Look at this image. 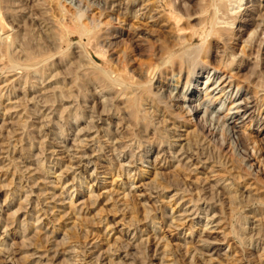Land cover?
<instances>
[{
  "label": "rangeland",
  "instance_id": "1",
  "mask_svg": "<svg viewBox=\"0 0 264 264\" xmlns=\"http://www.w3.org/2000/svg\"><path fill=\"white\" fill-rule=\"evenodd\" d=\"M146 1L127 9L128 0H0V14L15 28L14 37H0L6 46L0 47V264H264V0H243L231 36L213 35L206 44L196 35L192 57L201 47L209 51L182 73L163 64L162 47L190 38L196 16L179 31L168 7H160L165 0ZM224 1L231 12L232 0ZM175 3L193 13L201 0ZM44 7L57 18L69 8L110 14L112 20L103 19L110 37L100 41L113 45L106 58L114 60L108 63L76 32L47 37L39 14L28 18ZM213 8L228 16L214 6L212 15ZM122 31L140 40H121ZM90 58L106 67L109 81ZM199 73L198 86L209 75L232 77L227 91L243 101L244 118L233 130L217 117L230 106L226 98L202 103L210 104L207 123L230 147L228 154L199 132L181 99L195 84L188 77ZM112 79L118 83L103 96L101 81L111 85ZM253 95L256 107L246 103ZM75 138L96 148L82 164Z\"/></svg>",
  "mask_w": 264,
  "mask_h": 264
},
{
  "label": "bare ground",
  "instance_id": "2",
  "mask_svg": "<svg viewBox=\"0 0 264 264\" xmlns=\"http://www.w3.org/2000/svg\"><path fill=\"white\" fill-rule=\"evenodd\" d=\"M135 1L136 0H128V3H127V5H126V7H127V9H131L132 8V6H133V4L135 3ZM148 1V0H147ZM146 1V2H147ZM176 1V0H175ZM231 1V0H230ZM39 2V1H38ZM46 2V1H45ZM144 2V1H143ZM232 8H231V12L229 11V9H228V6H227V1L225 2L224 0H201V3H200V5H199V8H198V10H197V12H193V13H195V14H193V13H191L190 11H189V9H188V12L187 13H184L182 10L183 9H181V8H179L178 6H176V3L174 4V0H165V4H163V3H161V5H160V7L161 8H164L165 6H167L168 7V9H169V12H168V14L170 15V17L175 21V23L177 24L176 26H177V28L176 29H178L179 31H182V30H185L186 28H184L185 26H184V24L185 23H189L190 22V20H191V18L195 15L196 17H195V19L198 21V23H196L195 25L193 24V25H191L190 27H189V29H190V35H189V37L190 38H187V39H182L181 38V40H179L176 44H173V45H171L170 44V42H169V44H166L165 46L163 45V47H162V49H163V51H164V53L163 54H167L166 56H167V59L163 62V64H165V65H167L168 63H170V65H171V67L172 68H178L179 69V72L180 73H182V71H183V68L191 61V66L196 62V61H199L198 59H200V56H201V54H202V52L204 51V53H208V51H209V45H207L206 46V48H205V46H204V48H205V50H203V47H201V49H199V51H198V56H196V57H192V55H191V47H190V45L192 44V42L194 41V37H196V35H200L201 34V37H203L202 38V40H204V42L203 43H209L208 41H209V37L210 36H213V35H215V37L217 38V39H219V40H222L223 39V37L224 36H226V35H228V36H231V35H229V34H231V32H232V29L233 28H231V26L232 25H234L235 23H236V20H237V15L239 14L238 13V9H240L241 7H242V2H243V0H232ZM149 3V2H148ZM153 3V2H152ZM230 4H231V2H230ZM120 5V4H119ZM150 5V4H149ZM36 6V5H35ZM39 7L38 8H40V5H38ZM143 6V5H142ZM218 7V9L219 10H224L223 12L224 13H226L228 16L226 17V18H224V17H221V16H218L217 15V9L216 8H213V9H216V10H213V15L211 14V12H212V7ZM59 7V4L57 5V8ZM149 7V6H148ZM158 7V6H157ZM156 6H155V8H157ZM183 7V6H182ZM45 8V7H44ZM43 9V8H42ZM47 8H45V11H42V12H40V13H35L34 11V13H31L30 15H29V19H30V21L31 20H33V21H35V20H37L38 18H35V14H39V19L41 20V22H42V24L45 26V32H46V34H47V37H69V34L71 35V33L72 32H76V33H78V34H80V36L81 37H84L85 39H86V43L85 44H87V46H91V48H93V50L96 52V53H99L100 54V56H101V54L103 55V57H104V59H107L106 57H107V54H111V53H109V52H111V46H113L111 43H110V45L109 46H106V43H102L101 41H100V37L102 38L103 37V35H108L109 34V37H110V33H106V31H108V32H111L112 31V28H111V30L109 29V28H107L106 26L107 25H105L106 24V22L107 21H110V20H112L113 18H111V15L110 14H104V13H101V12H96L95 11V9H94V11L96 12V13H92V7H89L88 9H86V10H79V11H76V10H74V9H72V8H69V9H67L66 10V12L65 13H62V11L63 10H60V14L59 15H61V17L60 18H57L58 17V15L56 14L57 12H53V11H48V10H46ZM105 9H106V7H105ZM185 9V8H184ZM144 10V9H143ZM142 10V11H143ZM148 10V9H147ZM101 11V10H100ZM152 11V10H151ZM146 13V12H145ZM148 13V12H147ZM154 13V12H153ZM156 13V12H155ZM210 14L212 15V17H210ZM149 15V14H148ZM153 16V15H152ZM157 16V15H156ZM84 17H86L85 19L86 20H88V22H85L86 20L84 19L83 20V18ZM108 17V20L107 21H104L103 19L104 18H107ZM164 17V16H163ZM55 18H57V20H55ZM147 18V17H146ZM159 18H160V16H159ZM210 18H212L211 19V21H210ZM152 19V18H151ZM154 19V18H153ZM164 19H166V18H164ZM172 19H169L170 21L172 20ZM106 20V19H105ZM155 20V19H154ZM160 20V19H159ZM158 20V21H159ZM168 20V19H167ZM185 20V21H184ZM263 20H264V17H263ZM0 21H1V25H0V37H2L3 35H6L5 37V39L7 40V39H9L10 37H14V35H15V33H13V32H11V31H13L15 28H13V24H11V22L10 21H8L7 20V18L5 17V15H2V14H0ZM165 21V20H164ZM182 21H184L183 22V24H181L182 23ZM162 22H163V20H162ZM166 22V21H165ZM111 23V22H110ZM221 23H223V24H225V25H228V26H220V28H215V24H221ZM154 24V23H153ZM156 24V23H155ZM209 24H212V29H210V27H209ZM170 26V25H169ZM174 26V25H173ZM175 26V27H176ZM184 26V27H183ZM211 26V25H210ZM159 27H160V25H159ZM162 28V27H161ZM188 28V27H187ZM109 29V30H108ZM118 29V28H117ZM188 29V30H189ZM263 29H264V27H263ZM121 30H123V29H121ZM155 31H157V30H155ZM105 32V34H103ZM121 34H119L117 37H121V40H128V41H131V42H133V44L134 43H136L135 42V40H137L138 39V41L140 40V38H137V39H134L133 40V37H140V36H135V35H132V33H130V32H128V33H126V31L124 32V31H122V32H120ZM158 33V32H157ZM162 33V32H161ZM161 33H159L160 35H161ZM165 33V32H164ZM233 33V32H232ZM262 33H264L263 31H261V33H260V35L262 34ZM112 34V33H111ZM259 35V36H260ZM142 36V35H141ZM164 36V35H163ZM116 37V36H115ZM167 37V36H166ZM215 38V39H216ZM13 39V38H12ZM16 39V38H15ZM14 39V40H15ZM83 39V38H82ZM109 39V38H108ZM180 39V38H179ZM224 40H226V39H224ZM228 40V39H227ZM104 41V40H103ZM172 41V40H171ZM7 42V41H6ZM165 42V41H164ZM3 43V42H2ZM8 43H9V41H8ZM11 43V42H10ZM16 43V42H15ZM116 43V42H115ZM128 43H130V42H128ZM139 43V42H138ZM143 44V43H142ZM141 44V45H142ZM145 44V43H144ZM251 44V43H250ZM11 45V44H10ZM108 45V44H107ZM131 45V44H130ZM139 45V44H138ZM146 45H148V44H146ZM1 46H3V45H1ZM0 46V47H1ZM4 46H5V44H4ZM3 46V47H4ZM134 46V45H133ZM181 47V52H179V53H177L176 52V48L177 47ZM248 46V44H246L245 46H244V50L246 49L245 47H247ZM6 47V46H5ZM80 47V46H79ZM131 47V46H130ZM198 47V46H197ZM138 48V47H137ZM159 48V47H158ZM195 48V47H194ZM2 48H0V50H1ZM10 49V46L8 47V50ZM133 49V48H132ZM139 49V48H138ZM144 49L145 50H147L148 49V46H147V48L146 47H144ZM144 49H142V50H144ZM156 49V48H155ZM7 50V49H6ZM112 50H114V48L112 49ZM137 50V49H136ZM157 50V49H156ZM155 50V51H156ZM158 51H160L159 49H158ZM3 52V51H2ZM4 53V52H3ZM7 53H9V52H7ZM25 53V52H24ZM143 53V52H142ZM146 53H147V51H146ZM154 53V52H153ZM157 53H159V52H157ZM156 53V54H157ZM155 53H154V55H156ZM157 56V55H156ZM160 56V55H159ZM158 56V57H159ZM165 56V55H164ZM83 57V56H82ZM102 57V58H103ZM113 57V56H112ZM111 57V58H112ZM155 57V56H154ZM163 57V56H162ZM232 57V56H231ZM26 58V57H25ZM27 59V58H26ZM84 59V58H83ZM91 59V58H90ZM165 59V58H164ZM92 60V59H91ZM114 60V59H113ZM113 60H111V59H107V61H108V63L109 62H111V61H113ZM154 60V59H153ZM152 60V61H153ZM159 60V59H158ZM259 60V59H258ZM151 61V60H150ZM84 62V61H83ZM154 62H155V60H154ZM90 63V62H89ZM92 63L96 66V67H98L99 68V71L101 72V74H102V76H103V74H104V76H105V78L107 77L106 75H110L109 73H108V71L106 70V67L104 66V65H101V64H98V63H96V62H94L93 60H92ZM113 63V62H112ZM225 63V62H224ZM228 63H229V61H228ZM232 63V61H230V63L229 64H231ZM78 64V63H77ZM82 64V63H81ZM88 64V63H87ZM91 64V63H90ZM89 64V65H90ZM111 64V63H110ZM149 64V63H148ZM153 64H155V63H153ZM162 64V65H163ZM190 64V63H189ZM88 65V66H89ZM93 65V66H94ZM117 65V64H116ZM78 66V65H77ZM80 66H82V65H80ZM84 66H86V65H84ZM83 66V67H84ZM87 66V67H88ZM155 66V65H154ZM164 66V65H163ZM190 66V65H189ZM115 67H117V66H115ZM161 67V66H160ZM75 68H78V67H76L75 66ZM85 68V67H84ZM84 68H82V69H84ZM155 68V67H154ZM168 68V67H167ZM79 69H80V67H79ZM85 69H88V71H89V69L91 70V68H85ZM96 69V68H95ZM114 69V68H113ZM177 69V70H178ZM81 70V69H80ZM79 70V71H80ZM118 70V69H117ZM117 70H115L117 73H118V71ZM78 71V70H77ZM122 71H124V72H122V74H126L125 73V70H122ZM153 71V70H152ZM162 71V70H161ZM175 71V70H174ZM114 72V70L112 71V73ZM126 72H128V71H126ZM130 72V71H129ZM162 72H164V71H162ZM111 73V72H110ZM147 73H148V71H147ZM179 73V74H180ZM31 74V73H30ZM99 74V73H98ZM97 74V75H98ZM191 74V73H190ZM202 73H199V74H195V77H193V78H191V77H188V79H189V84H190V82H192L194 79H195V84H193V89L190 91L189 90V95H187V96H185V97H183V98H181V99H183L184 100V102H186V103H188L189 105H188V107H189V113L191 114V115H194L195 116V118H196V123H197V125L199 126V129H200V131L199 132H201L202 134H203V136L206 138V139H209V140H212L213 138H215V142H217L218 143V148H219V150H220V152H225L226 154H228L229 152H230V147L226 144V142H222V141H220L219 142V140H220V138L221 137H218L219 136V132H217L211 125H209L207 122V117H206V115H208V113H209V111H210V104L209 105H207V106H205V108L204 107H202V103H204L206 100H211L212 102H217L218 100H220V99H222V98H226L228 101H229V104H230V106L227 108V111L222 115V112H219L218 111V113H217V117L220 119V118H222V119H224L225 120V122H228V125L230 126V128L233 130V129H236V127L238 126V120H239V118H244V112H242V111H244L243 109H242V104H243V101H240L239 102V100H236V98H234V94H232L231 93V90H228L227 91V87H229V89L233 86V78L232 77H226L225 75H223V76H218V80H212V75L210 76H207L205 79H204V81H203V86H198V84H196V82H198V80L200 79V75H201ZM29 75V74H28ZM25 77H26V75H24ZM30 76V75H29ZM115 76V75H114ZM120 76H121V74H120ZM128 76V75H127ZM130 76H131V74H130ZM129 76V78H131ZM191 76V75H190ZM117 77V76H116ZM100 79H101V76L99 77ZM112 78V77H111ZM121 78V77H120ZM30 79V78H29ZM108 79V81H109V78L107 77L106 78V80ZM148 79V78H147ZM26 80V79H25ZM92 80V79H91ZM122 80V79H121ZM30 81V80H29ZM82 81V80H81ZM107 81V82H108ZM128 81H130V80H128ZM28 82V81H27ZM118 83V80H113L112 79V83H111V85L110 84H108V83H106L105 82V80L104 81H101V85L100 86H102L103 87V91L101 92L102 93V95L104 96V94L103 93H106V92H111L112 91V88H111V86H115L116 84ZM77 84V83H76ZM93 84H94V82H93ZM92 84V85H93ZM146 84H148V83H146ZM119 85H120V83H119ZM150 85H152V84H150ZM77 86V85H76ZM120 86H123V84H121ZM128 86V85H127ZM146 86V85H145ZM149 86V85H148ZM148 86H146V87H148ZM81 87V86H80ZM124 87H125V85H124ZM123 87V88H124ZM238 88H240V86H239V84H238V86H237ZM122 88V89H123ZM128 88H129V86H128ZM131 88V87H130ZM120 89V88H119ZM142 89V87L140 88V90ZM132 90V89H131ZM135 90V89H134ZM138 90V89H137ZM116 91V90H115ZM121 91H126V88L125 89H123V90H121ZM203 91V93H204V97H203V99L202 100H200L199 98H198V96H199V94H200V92H202ZM120 92V91H119ZM133 92V91H132ZM137 92H140V91H137ZM137 92H133V93H137ZM132 93V94H133ZM53 94V93H52ZM55 94V93H54ZM113 94V93H112ZM116 94V93H115ZM120 94L121 93H119V95L118 96H120ZM144 94V93H143ZM122 95H123V93H122ZM127 93H126V97H127ZM136 95V94H135ZM132 96L130 99H132L131 100V103L133 104V106H135L136 105V103H137V97L136 96ZM138 95V94H137ZM63 97H64V95H62ZM96 96V95H95ZM107 96V95H106ZM112 96V95H111ZM116 96V95H115ZM59 97V96H58ZM121 97V96H120ZM119 97V98H120ZM126 97H125V99H124V101L126 100ZM129 97V96H128ZM106 98V97H105ZM104 98V99H105ZM109 98V97H108ZM117 98V97H116ZM122 98V97H121ZM143 98H144V95H143ZM56 99V98H55ZM54 99V100H55ZM112 99H114V97L112 96ZM142 99V98H141ZM225 99V100H226ZM246 99V103H254V106L253 107H256L255 105H256V96H254L253 95V97H250V98H248V97H246L245 98ZM106 100H109V99H107L106 98ZM122 100H123V98H122ZM112 101V100H111ZM142 101H146V99L145 100H142ZM105 102H108V101H105ZM114 102V101H113ZM126 102V101H125ZM124 102V103H125ZM143 102V103H144ZM109 103V102H108ZM112 103V102H111ZM127 103V102H126ZM151 103V102H150ZM117 104V103H116ZM144 104H146V103H144ZM109 105V104H108ZM96 106V105H95ZM113 106H114V104H113ZM112 106V107H113ZM118 106V105H117ZM116 107V106H115ZM246 107H249L248 106V104H247V106ZM128 108V107H127ZM138 108V107H137ZM140 108V107H139ZM202 108H204L205 109V113L204 114H202V115H200V111H202ZM73 109V108H72ZM125 109V108H124ZM132 109V108H131ZM235 109V111L234 112H232V110H234ZM74 110V109H73ZM106 110V109H105ZM108 111H109V109H108ZM80 115V114H79ZM79 117V116H78ZM140 118V117H139ZM140 120H141V118H140ZM150 120H151V118H150ZM142 121H144L145 122V120L143 119ZM137 122V121H136ZM94 127H98L97 125H93ZM139 126V125H138ZM129 127V126H128ZM82 130V129H81ZM106 131V130H105ZM79 134H81V133H79ZM90 134V133H89ZM86 136H88L87 137V140H91L92 139V135L90 136V135H86ZM116 137V136H115ZM166 137V136H165ZM199 137V136H198ZM201 137V136H200ZM76 139V138H75ZM200 139V138H199ZM216 139H217V141H216ZM84 140H86V139H84V138H77L76 140H75V143H76V141L78 142V145L79 146H81L82 147V149L81 150H78V152H76V154H80L79 156L78 155H76V157H77V162L76 163H79V164H82L83 163V161L86 159V158H88V157H90L91 156V154H88V149H91L93 146V144H91V146L89 145V142L88 143H84ZM94 140V139H93ZM118 140V138L116 139V141ZM205 140V139H204ZM214 141V140H213ZM204 142V141H203ZM74 143V142H73ZM199 143V142H198ZM201 143V142H200ZM103 146H100L99 147V149H97V151L98 150H101V148H102ZM203 147H204V145H203ZM94 148V147H93ZM114 149H117L116 147L114 148ZM193 149V148H192ZM68 150V149H67ZM206 150V149H205ZM93 151L94 152H96V148H94L93 149ZM68 152V151H67ZM194 152V151H193ZM193 152H191V153H193ZM187 153V152H186ZM204 153V152H203ZM94 154V153H93ZM199 154V153H198ZM223 154V153H222ZM74 156H73V158H76L75 157V154H73ZM191 155V154H190ZM193 157H195V155L193 156ZM198 157V156H197ZM204 157H205V155H204ZM191 158V157H190ZM207 158V157H206ZM144 159V158H143ZM8 160V159H7ZM43 160V159H42ZM214 162V161H213ZM212 162V163H213ZM199 163V162H198ZM215 163H216V161H215ZM214 163V164H215ZM207 164V163H206ZM225 164V163H224ZM3 165V164H2ZM1 165V166H2ZM69 165V164H68ZM205 165V164H204ZM223 165V164H222ZM224 166V165H223ZM222 166V167H223ZM19 166H17V168H18ZM69 167H71V166H69ZM74 167V166H73ZM20 168V167H19ZM66 168H68V167H66ZM224 168V167H223ZM227 167H225V169H226ZM236 168V167H235ZM71 169V168H70ZM70 169H68V170H70ZM221 169V168H220ZM67 170V172H69ZM228 170V169H227ZM66 171V170H65ZM64 171V172H65ZM11 172V171H10ZM1 173V172H0ZM14 173V172H13ZM48 173V172H47ZM257 173V172H256ZM94 174V173H93ZM92 174V175H93ZM48 175V174H47ZM50 175V174H49ZM119 175V174H118ZM259 176V175H258ZM264 176V175H263ZM75 177H77V176H75ZM241 177V176H240ZM243 177V176H242ZM260 177H262V176H260ZM60 178H62V177H60ZM59 178V179H60ZM79 179V178H78ZM14 182V181H13ZM233 184V183H232ZM255 185V184H254ZM205 186V185H204ZM75 187V186H74ZM226 187V186H225ZM231 187V186H230ZM229 187V188H230ZM256 187V186H255ZM203 188V187H202ZM227 189V188H226ZM16 190V189H15ZM18 190V189H17ZM206 189H205V187L202 189V190H200V192L202 193V191H203V195H206V191H205ZM235 190V189H234ZM217 191V190H216ZM8 192V191H7ZM183 193H184V191H182ZM215 192V191H214ZM200 193V194H201ZM213 193V192H212ZM218 193V192H217ZM230 193V192H229ZM177 194V193H176ZM175 194V195H176ZM178 194H179V191H178ZM186 194V193H185ZM184 194V195H185ZM252 194V193H251ZM29 195V194H28ZM31 195V194H30ZM183 195V194H182ZM233 195V194H232ZM234 196V195H233ZM181 198V197H180ZM185 198V196H183L182 197V200ZM228 198H230V196L228 197ZM9 199V198H8ZM25 199H26V197H25ZM213 199V198H212ZM234 199H236V197H234ZM233 199V200H234ZM199 200V199H198ZM231 200V199H230ZM28 201V200H27ZM239 203V202H238ZM234 204H235V201H234ZM30 205V204H29ZM33 205V204H32ZM233 205V204H232ZM21 208H23L22 207V205H21ZM28 208V207H27ZM27 208H24V209H27ZM35 208H37V207H35ZM20 209V208H19ZM172 209V208H171ZM36 210V209H35ZM34 210V211H35ZM211 210V209H210ZM209 210V211H210ZM235 210V209H234ZM23 211H25V210H23ZM29 211V210H28ZM27 211V212H28ZM38 211H40L39 209H38ZM208 211V212H209ZM19 212V210L17 211V212H15V214H17ZM35 212H37V211H35ZM195 212V211H194ZM207 212V215L209 216V213ZM28 214H29V212H28ZM16 216V215H15ZM26 216H27V213H26ZM30 216V215H29ZM208 216H207V218H208ZM12 217V216H11ZM41 218V217H40ZM155 218V217H154ZM153 218V219H154ZM25 219H27V218H25L24 217V221H23V223H22V226H23V228L25 227ZM29 219V218H28ZM27 219V220H28ZM135 219V218H134ZM11 220V219H10ZM181 220V219H180ZM35 221H36V219H35ZM154 221V220H153ZM174 221V218L171 220V222H173ZM28 222V221H27ZM38 222H39V218H38ZM155 222V221H154ZM21 223V222H20ZM30 223V222H29ZM26 226H27V224H26ZM33 226V225H32ZM192 226V225H191ZM260 226V225H259ZM34 227V226H33ZM27 227H25V231L28 229H26ZM256 228V227H255ZM259 228V227H258ZM22 229V228H21ZM23 230V229H22ZM260 230H261V228H260ZM257 232V231H256ZM262 232V231H261ZM257 235H258V233H257ZM261 237V236H260ZM26 240V239H25ZM167 247V246H166ZM205 247H210V245L209 244H205ZM38 250V249H37ZM26 253V252H25ZM37 254V253H36ZM25 255H27V254H25ZM80 262V261H79Z\"/></svg>",
  "mask_w": 264,
  "mask_h": 264
}]
</instances>
